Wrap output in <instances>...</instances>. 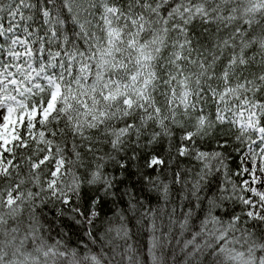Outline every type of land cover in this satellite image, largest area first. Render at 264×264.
<instances>
[{
  "label": "snow or ice",
  "instance_id": "snow-or-ice-1",
  "mask_svg": "<svg viewBox=\"0 0 264 264\" xmlns=\"http://www.w3.org/2000/svg\"><path fill=\"white\" fill-rule=\"evenodd\" d=\"M0 264H264V0H0Z\"/></svg>",
  "mask_w": 264,
  "mask_h": 264
}]
</instances>
